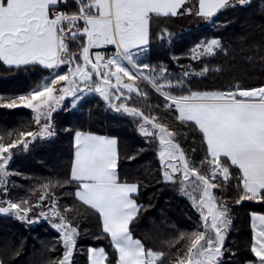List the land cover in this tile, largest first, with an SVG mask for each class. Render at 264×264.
Returning <instances> with one entry per match:
<instances>
[{
	"label": "snow or ice",
	"instance_id": "6c2138e0",
	"mask_svg": "<svg viewBox=\"0 0 264 264\" xmlns=\"http://www.w3.org/2000/svg\"><path fill=\"white\" fill-rule=\"evenodd\" d=\"M186 2L71 0L73 10L61 11V7L68 6L69 0H0V61L8 66L39 65L53 70L52 78L41 86L0 105L31 109L38 126L35 132L21 131L18 138L10 143H4L0 137V173L7 175L6 165L12 157V150H27L33 141L55 135L52 113L69 94L75 98V108V101L81 98L77 93L84 91L79 85L83 84L88 91L98 93L117 112L139 117V131L144 137H158L162 146L159 156L165 182L176 183L177 173L183 177L180 191L192 200L200 223L195 230L181 233L179 239L185 241L184 250L171 264H224L225 240L232 220L228 205L217 199L213 189L222 187L215 182L218 176L224 182L230 181V169L235 167L240 173L242 191L236 203L245 200L264 202V85L175 95L164 89L183 88V79L173 84L166 79L167 69L163 66L159 69V76L144 73L143 70L156 71L139 60L141 53L149 51L153 16H176L184 11L192 14L191 8H185ZM237 2L244 5L249 0ZM198 5L195 14L205 21H212L221 10L234 6L229 0H198ZM77 40L81 43L79 51L74 52L70 44ZM105 46L115 48L113 55L105 57L97 51L93 59L91 50ZM217 50L224 49L221 41L213 38L194 47L192 58L212 56ZM123 62H127V66ZM63 65L68 66V72L60 74L56 70ZM208 71L205 67L200 74ZM183 75L188 77L192 73L185 71ZM125 77L129 83H122ZM161 77L165 78V84L157 83ZM94 78L99 82L93 85ZM137 79L147 81L163 95L167 107L174 109L181 124L198 129L210 157L201 161L211 167L209 176L201 174L190 164L180 145L175 143L176 133L156 122L155 117L123 103L112 104L113 90L139 94V89L134 87ZM61 82L64 86L58 89ZM115 98L119 100L121 97L116 95ZM73 139V161L66 183L75 182V198L99 214L102 231L110 238L117 253L110 264H164L163 251L146 248L141 240L133 237L131 225L143 206L133 198V194L139 192V185L120 180L117 139L80 130L75 131ZM189 185L191 191L188 190ZM42 187L48 189L49 185ZM194 193H199V196ZM50 195L54 194L42 193L36 205L27 200L0 202V214L15 216L29 225L40 218L48 220L50 216L55 217L59 222H53L52 227L60 233L65 251L54 264H71L78 230L55 208V200L50 213L40 211L35 219L28 215ZM251 219L254 236L250 251L254 259L248 264H264V215L253 214ZM88 259L90 264H105L108 256L103 248H89ZM0 264L4 262L0 260Z\"/></svg>",
	"mask_w": 264,
	"mask_h": 264
},
{
	"label": "trees",
	"instance_id": "16d2710c",
	"mask_svg": "<svg viewBox=\"0 0 264 264\" xmlns=\"http://www.w3.org/2000/svg\"><path fill=\"white\" fill-rule=\"evenodd\" d=\"M60 10L72 11L71 0L66 8L61 7ZM212 38L219 39L224 50H217L215 55L198 60L192 59L191 48L199 41ZM80 43L77 40L70 44V49L78 52ZM139 60L156 70L154 73L143 70L145 74L159 76V69L163 66L167 69L166 79L173 84L183 79V88L164 89L175 95L188 94L189 91H227L236 87L262 86L264 0L234 4L221 10L212 21L204 19L197 22L194 15L186 13L168 17L153 16L149 51L147 54L141 53ZM67 67L63 66L60 73L65 74ZM205 67L209 71L200 74ZM185 71L192 75L184 77ZM51 72L39 65L16 67L0 61V97L3 98L0 99V105L41 86ZM98 82L94 78L93 85ZM157 83L165 84L166 80L161 77ZM134 87L139 89V94L125 93L130 100L129 106L155 117L156 122L176 133L175 143L180 145L190 164L197 167L201 174L209 176L211 167L201 161L210 157L207 156L206 145L198 129L181 124L176 119L174 109L167 108L163 95L157 93L147 81L137 79ZM114 92L111 93L112 100ZM79 97L75 101V108V98L67 97L60 109L52 114L53 137L33 141L27 150H12L8 166L10 175L0 184V202L18 203L27 200L31 205H36L42 193L47 191L54 194L40 207H34L29 217L37 218L40 211L50 213L55 200V208L78 230L71 264H89V248H103L108 256L105 264H110L117 253L110 238L102 231L99 214L75 198V182H66L73 161L75 131L116 138L120 180L139 185V192L133 198L143 206L131 225L133 237L141 240L146 248L163 251L164 264H171L184 250L185 241L179 239L181 233L195 230L200 223L199 213L192 206V200L180 191L183 177L177 173L176 183L164 181L159 156L162 146L157 137L146 138L140 133L139 117L112 114L109 103L95 91L93 95ZM21 131H38L32 111L25 107L0 106V137H3V142L10 143L17 139ZM230 171V181L224 182L218 176L215 182L222 187L213 189L217 199L228 205L232 220L225 240L223 262L247 264L254 259L250 251L253 241L250 217L252 214L264 215V202L245 200L237 204L236 201L242 195L240 173L235 167ZM45 184L49 185L48 189L42 187ZM188 190L191 191V185ZM194 194L199 196V193ZM65 208L71 211H63ZM50 221H53L51 216L49 221L40 218L29 225L15 216L0 214V260L4 264H54L62 258L65 249L60 233L53 229Z\"/></svg>",
	"mask_w": 264,
	"mask_h": 264
},
{
	"label": "rangeland",
	"instance_id": "374dc122",
	"mask_svg": "<svg viewBox=\"0 0 264 264\" xmlns=\"http://www.w3.org/2000/svg\"><path fill=\"white\" fill-rule=\"evenodd\" d=\"M250 1V0H249ZM229 3H230V5H234V4H239L238 2H237V0H229ZM198 0H187V2H186V5H185V8H191L192 9V14H189V13H187L186 11H184L183 13H186V14H189V15H194V18L196 19V21L197 22H202L203 20H204V18H202V17H200V16H198V15H196L195 13L197 12V10H198ZM213 39V38H212ZM209 40H211V39H209ZM208 40V41H209ZM201 42H205V41H199V43H197L194 47H196L197 45H199ZM194 47H192L191 48V58L193 57V52H192V49L194 48ZM203 57H206V56H203ZM200 58H202V57H200ZM200 58H198V59H200ZM193 59V58H192ZM198 59H194V60H198ZM66 73H67V71H66ZM193 74H194V72H193ZM141 80V79H140ZM112 83L113 84H115V80H113L112 81ZM79 87L80 88H84V91L83 92H78L77 93V95L78 96H89V95H93V93L91 92V91H88L87 90V88H85V86L83 85V84H80L79 85ZM58 89H59V86L57 87ZM115 91V90H114ZM59 94V92H57V95ZM118 93H116V92H114V97H115V95H117ZM122 95V94H121ZM123 96V95H122ZM70 97H72L73 98V96L72 95H68V98H70ZM125 97V96H124ZM130 101V100H129ZM128 100L126 101V103H128L129 102ZM112 102H114V98H113V100H112ZM62 104V103H61ZM128 105V104H127ZM21 107V106H20ZM61 107V106H60ZM60 107H58V109H60ZM168 108V107H167ZM57 109V110H58ZM169 109V108H168ZM31 110V109H30ZM32 111V110H31ZM56 112V111H55ZM54 113V112H53ZM52 113V114H53ZM111 113L112 114H115V113H113L112 111H111ZM32 114H33V117H34V113H33V111H32ZM119 114V113H118ZM127 114V113H126ZM41 123H44V121L42 120L41 121ZM162 148V147H161ZM9 163H10V161H9ZM9 163L6 165V173H7V175H5L4 173H0V184L2 183V181H4L5 179H7L8 177H9V175H10V171H9V169H8V166H9ZM52 219H53V221H50V224L52 225V223L53 222H59L56 218L54 219L53 217H51ZM43 219V218H42ZM48 221H49V219H48ZM53 229H55V228H53ZM56 230V229H55ZM57 231V230H56Z\"/></svg>",
	"mask_w": 264,
	"mask_h": 264
},
{
	"label": "crops",
	"instance_id": "0c3cea01",
	"mask_svg": "<svg viewBox=\"0 0 264 264\" xmlns=\"http://www.w3.org/2000/svg\"><path fill=\"white\" fill-rule=\"evenodd\" d=\"M110 49H112V51L115 50V48H114L113 46H105V47H101V48H94V49H92L91 52H92L93 59L95 58V57H94V53H95V52H97V51H99V52H100V51H106V52L108 51V52H109ZM123 63H125V65L127 66V62H123ZM63 66H65V65H63ZM63 66H62V67H63ZM62 67H61V68H62ZM129 67H130V66H129ZM61 68L58 69V70H56V71H58V72H62V71H61ZM51 71H52L51 74L49 75V77H48L46 80H50V79L52 78V76H53V70H51ZM66 71L68 72V67H67ZM133 71H135V70L133 69ZM60 74H63V73H60ZM46 80H45V81H46ZM45 81H44V82H45ZM44 82H43V83H44ZM43 83H41V85H42ZM122 83H129V81H128L127 78L125 77V78L123 79ZM58 86H59V88H60V87H63V86H64V82H61L59 85H57V87H58ZM31 91H33V90H31ZM31 91H29L28 93H30ZM91 92L94 94V91H91ZM28 93H25V94H28ZM124 93H127V91L125 90ZM134 93H135V92H134ZM25 94H21V95H25ZM59 94H60V93H59ZM59 94H58V95H59ZM70 95H71V94H70ZM18 96H20V95H18ZM18 96H17V97H18ZM67 97H68V95H67L65 98H67ZM61 103H62V102H61ZM60 106H61V105H60ZM60 106H59V107H60ZM21 107H23V106H21ZM133 195H134V194H133ZM94 211H95V210H94ZM252 215H253V214H252ZM252 215H251V217H250V226H251L252 238H253V236H254V232H253V228H252V219H251V218H252ZM255 215H261V214H255ZM101 226H102V223H101ZM252 243H253V241H252ZM88 261H89V259H88ZM89 264H90V262H89ZM247 264H248V263H247Z\"/></svg>",
	"mask_w": 264,
	"mask_h": 264
},
{
	"label": "built area",
	"instance_id": "2783aa9c",
	"mask_svg": "<svg viewBox=\"0 0 264 264\" xmlns=\"http://www.w3.org/2000/svg\"><path fill=\"white\" fill-rule=\"evenodd\" d=\"M101 54H102L103 56H105V57H111V56L113 55V53H106V52H101ZM117 95H120L121 98H120L119 100H117V99L115 98L114 102L112 103L113 105H119V104H121V103H123V104H125V105L129 104V102L126 103L127 100L129 101V99H128L127 96L124 97V95L122 96L121 93H118ZM127 106H129V105H127ZM110 109H111V111H112L113 113H115V114H118V113L126 114V113H124L123 111L117 112L116 109H115V107H111V106H110ZM157 140H158V137H157ZM158 142H159V140H158Z\"/></svg>",
	"mask_w": 264,
	"mask_h": 264
}]
</instances>
